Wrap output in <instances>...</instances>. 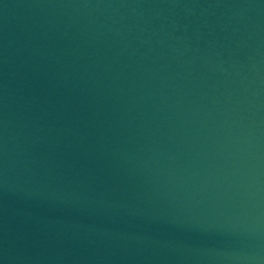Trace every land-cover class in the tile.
I'll return each mask as SVG.
<instances>
[{"label": "water", "instance_id": "obj_1", "mask_svg": "<svg viewBox=\"0 0 264 264\" xmlns=\"http://www.w3.org/2000/svg\"><path fill=\"white\" fill-rule=\"evenodd\" d=\"M0 264H264V0H0Z\"/></svg>", "mask_w": 264, "mask_h": 264}]
</instances>
